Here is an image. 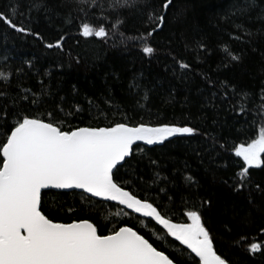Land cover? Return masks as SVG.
<instances>
[{"label": "trees", "instance_id": "16d2710c", "mask_svg": "<svg viewBox=\"0 0 264 264\" xmlns=\"http://www.w3.org/2000/svg\"><path fill=\"white\" fill-rule=\"evenodd\" d=\"M56 2L63 5L64 0ZM109 2L100 0L110 13L105 27L111 29L116 13L108 8ZM150 2L159 12L161 0ZM8 3L0 0V12L10 11L5 7ZM244 6L245 0H173L163 30L149 38L156 49L151 57L142 53V43L128 39L145 31L142 6L120 9L124 36L110 31L107 40L79 33L83 22L98 25L99 8L87 14L73 10L71 24L64 19L68 9L49 14L34 10L30 21L16 20L40 38L16 33L0 23V72L9 75L8 82L0 81V93L5 94L0 96V109L22 105L44 119L54 112L64 119L65 130L114 122L196 128L193 136L134 145L117 179L138 197L159 203L170 215L175 213L177 222L186 219L182 215L186 208H200L202 198L210 197L212 206L203 216L218 252L232 264H264V254L252 256L247 251L253 242L264 244L260 231L264 228V194L255 188L256 184L264 186V165L249 170L251 192L246 186L235 194L222 183L233 182L242 165L233 146L250 142L264 128V0H254V6L242 14L238 9ZM61 36L62 50L45 47ZM225 46L241 56L239 63L229 62ZM179 60L192 65V70L180 69ZM204 74L216 81L214 88L206 84ZM213 143L218 152L210 151ZM221 143L226 148L220 149ZM189 176L194 180L191 186L186 180ZM44 193L43 210L54 221L89 219L104 234L127 221L155 246L169 250L170 237L158 241L152 235V231L163 233L158 225L151 222L152 231L141 227L140 221L148 224V218L126 209L130 216L121 215L122 207L112 202L100 208L95 198L89 201L88 195L77 190ZM241 236L247 237L243 245L237 243Z\"/></svg>", "mask_w": 264, "mask_h": 264}, {"label": "snow or ice", "instance_id": "6c2138e0", "mask_svg": "<svg viewBox=\"0 0 264 264\" xmlns=\"http://www.w3.org/2000/svg\"><path fill=\"white\" fill-rule=\"evenodd\" d=\"M172 4L173 0H161L158 12L150 0H110L108 8L116 13V19L108 29L105 22L110 13L100 0H64L63 5L56 0H29L28 3L9 0L5 7L10 11L0 12V23L16 33L34 34L40 38L39 33H32L23 22L18 24L16 20L30 21L34 10L49 14L68 9L64 19L71 24L73 10L87 14L88 10L95 13L99 8L98 25L83 22L79 25V33L85 38L95 36L107 40L110 31L124 36L120 32L125 24L120 18V9L142 6L139 11L145 31L128 39L142 43V53L151 57L156 49L149 38L163 30ZM253 6L254 0H245V6L238 10L244 14ZM63 40L61 36L55 44L48 43L45 47L62 50ZM200 48L204 49V46L200 45ZM224 53L230 63H239L242 59L227 46ZM177 63L186 72L192 70L193 66L183 60ZM203 78L209 88L216 86V81L206 74ZM0 81L8 82L9 75L0 72ZM221 84L227 88L226 83ZM261 99L264 100V96ZM0 112H3V123H0V264H188L189 261L191 264H232L218 252L215 237L203 216V212L212 206L210 197L202 198L200 208H186L182 213L186 219L177 222L173 219L175 213L170 215L161 209L159 203L138 197L117 179V172L127 163L126 158L131 157L137 142L163 144L171 137L196 135V128L175 123L114 122L103 127H70L65 130L64 119L54 112H48L47 119L32 114L22 105L11 110L5 107ZM219 148H226V145L221 143ZM210 151H219L215 143ZM233 153L242 161L240 171L233 182L224 180L222 183L235 194L245 190L246 186L251 192L249 170L264 165V128L250 142L234 145ZM151 163L156 164V161ZM186 180L190 186L194 183L191 176ZM255 188L264 194V186L256 184ZM50 189L81 190L88 194L86 199L89 201L96 198L100 208L112 202L122 206L121 215L130 216L131 213L148 218V224L140 221L141 227L152 231L151 222L158 225L163 233L157 235L152 231V235L158 241L170 237L169 250L155 246L127 221L108 230L107 234L89 219L67 223L54 221L45 214L42 203L44 190ZM159 191L167 196L164 188ZM168 199L171 201L172 197L168 196ZM249 203L255 201L250 198ZM260 231L264 234V228ZM246 241L247 237L241 236L237 243L243 245ZM247 251L252 256L264 254V244L253 242Z\"/></svg>", "mask_w": 264, "mask_h": 264}, {"label": "water", "instance_id": "95a60500", "mask_svg": "<svg viewBox=\"0 0 264 264\" xmlns=\"http://www.w3.org/2000/svg\"><path fill=\"white\" fill-rule=\"evenodd\" d=\"M80 127H86V126H80ZM93 127H95V126H93ZM101 127H103V126H101ZM172 138V137H171ZM137 144H144L143 142H137ZM144 145H146V144H144ZM154 145H156V144H154ZM147 146H151V145H147ZM50 190H55V189H50ZM45 191V190H44ZM56 191H71V190H56ZM77 191H81V190H77ZM86 194V193H85ZM86 195H88V194H86ZM96 199V198H95ZM122 207V206H121ZM127 210V209H126ZM130 211V210H129ZM138 215V214H137ZM71 222V221H70ZM65 223H67V222H65ZM107 234V233H106Z\"/></svg>", "mask_w": 264, "mask_h": 264}]
</instances>
